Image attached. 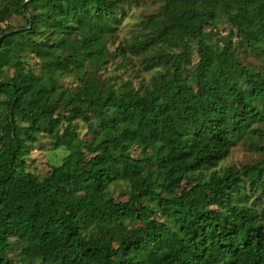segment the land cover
Masks as SVG:
<instances>
[{"label": "trees", "instance_id": "trees-1", "mask_svg": "<svg viewBox=\"0 0 264 264\" xmlns=\"http://www.w3.org/2000/svg\"><path fill=\"white\" fill-rule=\"evenodd\" d=\"M263 126L264 0H0V264H264Z\"/></svg>", "mask_w": 264, "mask_h": 264}, {"label": "rangeland", "instance_id": "rangeland-1", "mask_svg": "<svg viewBox=\"0 0 264 264\" xmlns=\"http://www.w3.org/2000/svg\"><path fill=\"white\" fill-rule=\"evenodd\" d=\"M136 11L138 13L142 12L140 8H137ZM16 22L18 23V21ZM109 68L110 69L104 73L105 75L118 74V72L115 71V67L109 66ZM262 128V136L256 137L255 142L264 145V126ZM85 133L86 130L84 128L81 131V136H84ZM250 144L251 143L249 140L238 143V145L232 149L231 154L227 158V160L222 163V166H235L236 168H242L245 165L254 164L257 161L261 160V152H257L254 148H252ZM67 154L68 152L64 149L52 150L51 147L48 145H46L45 149L43 150H33L28 158V169L30 171L35 172L40 177H43L49 172L51 165H60ZM15 257L19 258V254L16 253ZM16 263L25 264L24 262H21L18 259L16 260Z\"/></svg>", "mask_w": 264, "mask_h": 264}, {"label": "water", "instance_id": "water-1", "mask_svg": "<svg viewBox=\"0 0 264 264\" xmlns=\"http://www.w3.org/2000/svg\"><path fill=\"white\" fill-rule=\"evenodd\" d=\"M15 32H12V33H9V34H7V35H11V34H14Z\"/></svg>", "mask_w": 264, "mask_h": 264}]
</instances>
